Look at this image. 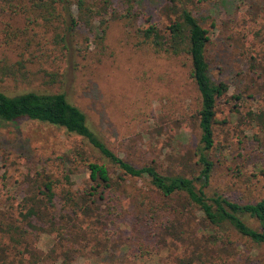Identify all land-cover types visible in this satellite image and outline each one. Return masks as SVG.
I'll use <instances>...</instances> for the list:
<instances>
[{"label": "rangeland", "instance_id": "obj_1", "mask_svg": "<svg viewBox=\"0 0 264 264\" xmlns=\"http://www.w3.org/2000/svg\"><path fill=\"white\" fill-rule=\"evenodd\" d=\"M165 3L133 0V26L109 17L98 34L77 25L64 31L61 17L47 23L0 2V91L62 92L127 162L195 177L199 96L189 60L155 53L133 31L147 23L163 29ZM186 6L206 30L210 80L226 85L214 106L209 178L194 184L206 195L255 202L264 198V0ZM92 162L111 176L101 198L89 194ZM47 180L51 203L39 192ZM209 229L183 197H161L146 177L119 175L80 136L41 121L0 120V264H264V243Z\"/></svg>", "mask_w": 264, "mask_h": 264}, {"label": "trees", "instance_id": "obj_2", "mask_svg": "<svg viewBox=\"0 0 264 264\" xmlns=\"http://www.w3.org/2000/svg\"><path fill=\"white\" fill-rule=\"evenodd\" d=\"M116 1L122 5L121 11L113 7ZM0 2H8L9 5L6 7L13 12L29 11L47 23L61 17L64 31H71L77 25L102 34V25L107 18L123 19L126 24L133 26L135 17L133 0H0ZM186 2L187 0H166L160 7L159 15L167 22L163 29L156 24L147 23L145 26L133 27V31L140 38V43L147 44L155 53L185 55L189 60V76L199 96V107L196 110L199 145L196 154L200 170L195 177L164 174L151 165L134 166L127 162L108 148L89 128L84 113L69 102L62 92L24 91L7 95L0 91V120L16 122L20 119H30L62 127L65 131L83 138L103 159L115 167L119 175L146 177L151 187L161 197L168 198L172 195L183 197L187 206L196 208L201 213L207 227L216 231L231 228L255 243H264V198L255 202L239 203L215 192L206 195L201 187L194 184L195 181H200L203 186L209 178L211 162L206 151L213 143L214 106L216 99L226 91V85L223 82L214 83L209 78L204 55L208 40L206 30L187 8ZM72 9L75 10V15ZM253 66L251 64V67ZM87 167L89 180L92 182L89 194H97L98 198H101V192L111 186L109 171L103 164L94 162L89 163ZM53 183L54 181L47 180L39 189L46 203H51L53 198ZM27 214L44 218L43 213L33 209H28ZM244 216L255 219L258 228L247 225ZM64 262L62 259V264ZM190 262L191 259L178 258L172 264Z\"/></svg>", "mask_w": 264, "mask_h": 264}]
</instances>
